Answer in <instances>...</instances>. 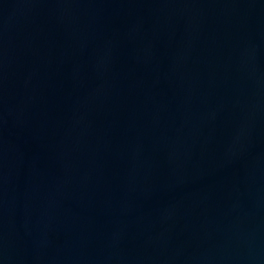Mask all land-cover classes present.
<instances>
[{"label":"water","instance_id":"95a60500","mask_svg":"<svg viewBox=\"0 0 264 264\" xmlns=\"http://www.w3.org/2000/svg\"><path fill=\"white\" fill-rule=\"evenodd\" d=\"M0 264H264V0H0Z\"/></svg>","mask_w":264,"mask_h":264}]
</instances>
